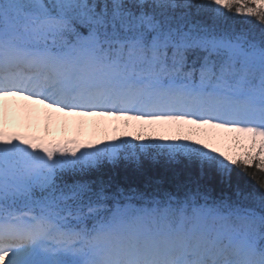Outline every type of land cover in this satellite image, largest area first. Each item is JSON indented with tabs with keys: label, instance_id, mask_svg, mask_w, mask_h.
Masks as SVG:
<instances>
[{
	"label": "snow or ice",
	"instance_id": "obj_1",
	"mask_svg": "<svg viewBox=\"0 0 264 264\" xmlns=\"http://www.w3.org/2000/svg\"><path fill=\"white\" fill-rule=\"evenodd\" d=\"M257 172L264 0H0V264H264Z\"/></svg>",
	"mask_w": 264,
	"mask_h": 264
},
{
	"label": "trees",
	"instance_id": "obj_2",
	"mask_svg": "<svg viewBox=\"0 0 264 264\" xmlns=\"http://www.w3.org/2000/svg\"><path fill=\"white\" fill-rule=\"evenodd\" d=\"M230 20H235L236 23H237V27H238V30H239V27L240 26H244V27H248L249 25H245L243 24V21L240 19V18H233V17H230L229 18ZM252 24H254L255 22L252 21L251 22ZM257 31H258V26H257ZM154 172H158L159 169H153ZM251 171V170H250ZM234 179H235V174H234ZM257 179H264V174L262 173H259L257 172ZM239 182H240V185L241 187L245 190V191H248V192H251V191H255L258 195L260 194V189L258 187V184L256 183V181L250 179L249 177L247 176H240L239 178Z\"/></svg>",
	"mask_w": 264,
	"mask_h": 264
},
{
	"label": "rangeland",
	"instance_id": "obj_3",
	"mask_svg": "<svg viewBox=\"0 0 264 264\" xmlns=\"http://www.w3.org/2000/svg\"><path fill=\"white\" fill-rule=\"evenodd\" d=\"M69 119H71V121L69 122V126L70 127H72L73 129H74V131H76V134H77V131H79V133L81 134V133H86L87 131H90L91 133H92V131H93V129H92V124H88V123H86V124H84V126L82 127V128H77V125L75 124V118H69ZM88 122V121H87ZM53 125H55V124H53ZM56 125H58V124H56ZM42 127H43V123H41V126H40V128L38 129V132H40L41 131V129H42Z\"/></svg>",
	"mask_w": 264,
	"mask_h": 264
}]
</instances>
